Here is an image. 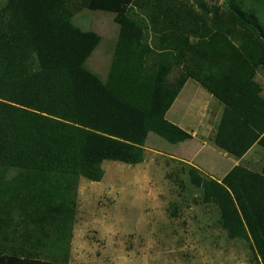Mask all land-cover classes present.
Returning <instances> with one entry per match:
<instances>
[{"label": "trees", "instance_id": "1", "mask_svg": "<svg viewBox=\"0 0 264 264\" xmlns=\"http://www.w3.org/2000/svg\"><path fill=\"white\" fill-rule=\"evenodd\" d=\"M82 7L113 12L119 25L104 80L85 64L99 34L72 21ZM261 66L264 24L245 0L0 3V225L30 214L67 242L81 177L99 181L105 160L140 163L150 132L179 143L174 154L181 155L191 135L165 114L187 79L222 104L217 147L235 157L255 143L264 149ZM157 137L150 148L164 151ZM186 166L227 236L250 240L264 264V163L261 172L235 165L220 181ZM47 257L0 248V264H64Z\"/></svg>", "mask_w": 264, "mask_h": 264}, {"label": "rangeland", "instance_id": "2", "mask_svg": "<svg viewBox=\"0 0 264 264\" xmlns=\"http://www.w3.org/2000/svg\"><path fill=\"white\" fill-rule=\"evenodd\" d=\"M203 1L209 7L222 4V0ZM245 2L264 24V4ZM72 21L99 34L100 41L85 64L104 80L119 31L114 13L82 7ZM153 36L146 32L151 45ZM177 73L174 68L169 79ZM255 77L264 86V66ZM187 88L188 84L183 93ZM193 101L181 105V111ZM152 137L157 135L149 133L140 163L105 160L99 181L80 178L75 222L67 242H59L41 222L23 214L0 225V248H22L24 253L37 249L64 264H259L250 240L229 238L219 223L217 207L203 202L201 189L191 183L188 163L170 155L180 144L158 136L164 151L158 146L151 149ZM206 148L196 144L192 153Z\"/></svg>", "mask_w": 264, "mask_h": 264}, {"label": "crops", "instance_id": "3", "mask_svg": "<svg viewBox=\"0 0 264 264\" xmlns=\"http://www.w3.org/2000/svg\"><path fill=\"white\" fill-rule=\"evenodd\" d=\"M190 80L187 79L184 83L165 114L167 120L191 135L181 155L171 156L194 166L201 175L217 181H220L233 166L238 164L261 172L264 163V149L258 144H253L241 157H235L214 144L213 138L222 112V104L212 94L199 87L197 82L192 81L194 82L192 83ZM186 84H188V88L183 93ZM261 94L264 95V86H262ZM191 99L194 100L192 105L181 111L180 106L188 105V100ZM195 120L198 122L196 125ZM202 143L207 147L206 150H199L193 154L192 148L196 144ZM201 154L203 155L200 156Z\"/></svg>", "mask_w": 264, "mask_h": 264}]
</instances>
